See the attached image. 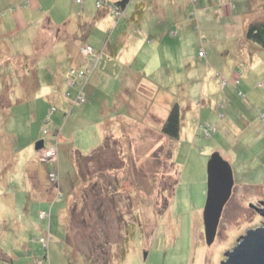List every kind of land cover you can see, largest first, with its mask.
I'll return each mask as SVG.
<instances>
[{
	"label": "rangeland",
	"instance_id": "rangeland-1",
	"mask_svg": "<svg viewBox=\"0 0 264 264\" xmlns=\"http://www.w3.org/2000/svg\"><path fill=\"white\" fill-rule=\"evenodd\" d=\"M98 1L0 0V35L19 29V10L64 23L58 52L36 65L0 55V100L8 99L0 110V258H12L0 264H222L264 221L256 208L264 201V49L243 27L264 20V0H233L244 25L192 9L182 28L169 24L173 12L160 23L151 7L139 27L116 21L114 1ZM120 31L132 43L116 45ZM2 40L11 51L30 46L22 31ZM107 40L118 49L111 53ZM85 44L104 47L100 60L83 54ZM57 75L70 84L56 86ZM174 102L178 138L160 130ZM39 139L45 144L35 149ZM215 151L235 181L208 245L203 210Z\"/></svg>",
	"mask_w": 264,
	"mask_h": 264
},
{
	"label": "crops",
	"instance_id": "crops-1",
	"mask_svg": "<svg viewBox=\"0 0 264 264\" xmlns=\"http://www.w3.org/2000/svg\"><path fill=\"white\" fill-rule=\"evenodd\" d=\"M113 1L114 2H108V3H111L113 5V3H115L118 0H113ZM194 1L195 0H129L127 5L124 7V13H123L124 16H122L121 18H127L133 24H135L136 26L139 27L145 18V14L147 12V9H149L151 7V11L153 12V14L158 16L157 20L160 23H162L163 21L167 22V16H169V14L170 13L172 14V12H173V14L176 18L173 21V23H169V24L171 25V24L178 22L175 25H177L180 28L183 27V23H184V21H186V17H187L186 14H190L192 9H193V12H191V14L196 15L197 18H199L200 16H203V18H204L205 15L207 16V14L210 13V11H207V10H213L215 13H217L218 16L227 19L231 23L236 24V22L239 18H241L243 21V17L238 16V12L235 10L236 6L233 7L231 0H208V1L207 0H197V2L200 1L201 5H202L200 10H195V9H197V7L193 3ZM205 1H207L209 3H206ZM29 2L33 6L37 7V4H38L37 0H29ZM197 2H196V4H197ZM110 5L108 4V7L110 10H112ZM133 6H135L134 9H133ZM168 8H170V9L168 10ZM137 10H141L140 11L141 12L140 18H138V16L135 14ZM20 11H22V12H20ZM27 12L28 11L25 12L23 10H19V12L15 14L17 16L16 19H17V24H18L19 29H17V28L11 29L10 31H8L10 33L1 34L0 38L7 37V40H8V38L14 39L16 37V35H18L20 31H22L25 33V39L29 40L30 46L25 50L24 53H21V52L11 51L10 46H13V44L10 43V44L6 45V43H4V44L2 43L1 44V50H2V54H4V55L8 51V56H11L12 58H15L17 56H23V57L27 56V57H32L31 58V61H32L35 55H38V57H41L43 55L47 56V55H50L52 53V50H53V52L57 51V48H55V47H57L55 42H56V40L63 37V27L60 26L63 22H61V24H59V23L57 24L49 16V14H44V13H41L39 16L31 18ZM130 12H132V13H130ZM125 13H127L126 17H125ZM113 14H114V12H113ZM121 18H118V19L116 18V21H119ZM154 21H155V19H154ZM244 22H245V20L243 21V25H244ZM118 25L119 24H117V27H118ZM246 26H247V24H245L243 27L245 28ZM229 27H231V26H229ZM172 28H173V25L170 26V29L172 31H174V29H172ZM245 30H246V28H245ZM119 33H120L119 36H121V38L117 39L116 45H121L124 47L127 43H132V40H133L131 38L132 33H129L130 36L124 35L125 32H123V31H120ZM4 34H5V36H4ZM82 42L83 41H80L79 44ZM144 42H145L144 38H138L137 42H136V46L140 47L143 45ZM83 43H85V42H83ZM62 45H63V43H62ZM116 45L111 46L110 41L107 40L106 47L110 46L111 53H112V51H116L118 49L116 47ZM112 48H114V49H112ZM15 50H18L16 48V46H15ZM13 52H16V54H14ZM67 57H69V56H67ZM73 62L76 63L77 61H73ZM56 78H58V75L56 76ZM64 78L65 77H63L62 75L59 76V78H58L59 81L56 80L55 85L56 86H59L61 84L66 85L67 84V81H66L67 77L65 79ZM33 85L34 84H32V86ZM22 86L24 89H26L27 83L25 85H22ZM122 98H123L122 100L125 102L130 101V98L129 99H127L125 97H122ZM134 101L136 102L135 99H134ZM135 102L132 101V103L135 106L134 111L138 110V109L142 110V108H140L138 106L139 105L138 102H136V103ZM168 111H169V109H165L164 116L161 119V124L165 120V118L168 114ZM162 113H163V111H162ZM154 115H155L154 117L156 119V113H154ZM115 116L116 117H120V116L126 117V116H124V114H121V113H118V115H117V113H115ZM127 116L129 118L131 115H127ZM110 119H112L111 116H109L108 119H106V120L109 121ZM106 120H104V121H106Z\"/></svg>",
	"mask_w": 264,
	"mask_h": 264
},
{
	"label": "water",
	"instance_id": "water-1",
	"mask_svg": "<svg viewBox=\"0 0 264 264\" xmlns=\"http://www.w3.org/2000/svg\"><path fill=\"white\" fill-rule=\"evenodd\" d=\"M44 146V139L35 143V149ZM234 173L229 161L219 151L212 153L207 164V198L203 210L206 243L214 242L225 204L234 186ZM262 207H256L264 217ZM252 205V204H251ZM222 264H264V221L254 223V228L241 234L237 244L225 253Z\"/></svg>",
	"mask_w": 264,
	"mask_h": 264
},
{
	"label": "trees",
	"instance_id": "trees-1",
	"mask_svg": "<svg viewBox=\"0 0 264 264\" xmlns=\"http://www.w3.org/2000/svg\"><path fill=\"white\" fill-rule=\"evenodd\" d=\"M97 2L100 3V1H97ZM128 2H129V0H118L115 3H113V5H110L109 4L110 7H111V9L113 10L114 14H115V11L112 8V6H114L116 9H118V10L121 11L122 14L120 16H116L115 15V17L117 19L118 18H121L123 16L124 7L127 5ZM231 2L233 4V7H235V3L233 2V0H231ZM140 11L141 10H137L136 13H135L138 16V18L141 17V12ZM245 35H246V38L248 40H251V41H254V42L258 43L264 49V20L249 22L247 24V26H246ZM2 39L3 38H0V55L2 54V50H1V44L3 43V40ZM86 45L91 46L90 44H86ZM92 48L94 49V47H92ZM102 50H99V51H96L95 50V53L94 54H89L87 56L89 57L91 55H96L95 58L98 59V60H100V56H101V51ZM26 57L27 56H25V58ZM94 59H90L89 62L86 61V60L83 62V63H86L88 65V67L86 69L87 71H89L90 67L94 64V61H95ZM37 60H38V55H35L34 58H33V60H32V62L36 65ZM28 66H24L25 67L24 69L28 68ZM34 66H32V68H34ZM72 70H74V72H72V73H75V71H77L74 67H72L69 70V74L71 73ZM79 73H84V76L82 78L86 77V72H82V71L81 72H78V76L77 77H79ZM66 81H68V78H66ZM68 84H70L69 81H68ZM7 104H8V99H6V98L5 99H1L0 100V110L2 108H4ZM3 113H4V109H3V111H0V114L1 115ZM181 127H182V107L179 104V102H174L171 105V107H170V109L168 111V114H167L165 120L162 122L161 129L160 130H161V132L164 135H166V136H168L170 138H178L180 136ZM44 144H45V141H44ZM93 151H95V152L99 151L98 147L96 149H94ZM93 153H91L92 155L85 156V157L86 158H90V157L93 156ZM78 154H79V152H78ZM83 157H84V155H83ZM51 175H52V180L53 181H56V180H57V182L60 181V170H59V172H54ZM56 199L57 198H55L54 199V202L51 203V205H50V211L52 210L53 204L55 203ZM41 245H42V243H41ZM42 246L44 247V245H42ZM0 261H7V262L9 261V262H12V258L9 257V260H6L5 258H0Z\"/></svg>",
	"mask_w": 264,
	"mask_h": 264
},
{
	"label": "built area",
	"instance_id": "built-area-1",
	"mask_svg": "<svg viewBox=\"0 0 264 264\" xmlns=\"http://www.w3.org/2000/svg\"><path fill=\"white\" fill-rule=\"evenodd\" d=\"M98 4H99V2H97ZM112 8L114 9V11H115V15L116 16H120L122 13H121V11L120 10H118V9H116L114 6H112ZM82 52H83V54H85L86 56L87 55H89V54H93V53H95V51H94V49L91 47V46H89V45H84V48H82ZM93 52V53H92ZM199 55L200 56H204L205 55V52L203 51V50H201V51H199ZM72 72H74V70H72ZM79 76H84V73H79ZM45 212V211H44ZM46 213V212H45ZM44 213V214H45Z\"/></svg>",
	"mask_w": 264,
	"mask_h": 264
}]
</instances>
